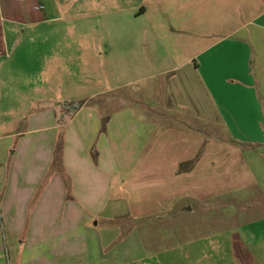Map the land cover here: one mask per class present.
I'll return each mask as SVG.
<instances>
[{
  "label": "crops",
  "instance_id": "1",
  "mask_svg": "<svg viewBox=\"0 0 264 264\" xmlns=\"http://www.w3.org/2000/svg\"><path fill=\"white\" fill-rule=\"evenodd\" d=\"M46 1L0 0V264H130L127 245L144 259L145 232L158 230H122L124 217L182 219L165 237L182 241L218 224L228 197L264 195V8L251 30L175 61L152 28L147 38L123 20L88 30L93 8L119 13L124 0ZM74 7L92 15L66 16ZM142 81L132 104L113 98ZM70 103L82 105L63 117ZM200 214L213 218L186 220ZM256 223L241 230L254 260L264 257Z\"/></svg>",
  "mask_w": 264,
  "mask_h": 264
},
{
  "label": "rangeland",
  "instance_id": "2",
  "mask_svg": "<svg viewBox=\"0 0 264 264\" xmlns=\"http://www.w3.org/2000/svg\"><path fill=\"white\" fill-rule=\"evenodd\" d=\"M47 1L49 4H51L55 1L61 3L64 0ZM65 1H67L70 5L82 0ZM105 1L110 4L116 2V0ZM124 1L128 7L120 6L116 8V11L119 10L120 15H118L119 13L113 14L110 12L98 14L97 9L93 8L95 19L93 26L88 30L91 31V33H95L97 31L103 33L105 22L107 25V21H110L112 23V28L114 29L117 27V22L123 20L122 23L123 28L125 29L124 32H132L134 28H136L137 31L143 33L144 38H147V35L152 31V28L160 35L168 37V41L170 44H172L173 50L176 53V56L174 57L175 61L185 59L188 56L192 57L202 48L209 46L212 42H215L216 39L231 31H234L236 28H245V31L249 29L251 30L252 23L249 22L264 8V0ZM124 1L122 2L124 3ZM141 2L147 3L149 8L147 9V12L143 14V16L140 14L138 18H136L133 16L131 10H133L135 6L139 7L140 4H142ZM220 3H222V5H220ZM217 6H219V9ZM72 10L74 14L70 13ZM75 11V7L73 9L68 8L65 10V15L69 17H79L80 19L85 18L86 16L90 17V15H92V13H83V7H78L77 14ZM231 19H233L232 23H230ZM22 30L23 29L20 30L19 27L18 31L21 32ZM80 31H83V29H80ZM242 33L243 32L240 34ZM87 42L90 44V47L93 46V40H89ZM96 46L97 45H94V48ZM98 48L99 50H104V48L100 47V45ZM148 49L151 50L154 48L149 46ZM157 49H159V53L161 54L164 50V46L159 44ZM179 51H181V54ZM145 87L146 83L143 81L139 83L131 82V85H129L127 89L123 90L120 94L114 95L113 98H115V96L122 95L123 99L125 100H122L121 102L132 104L135 101L137 92L140 93ZM104 97H107V95L97 97V99H101V104L103 101L102 98ZM204 130L208 133V138L212 139L214 135H212V137L210 135L211 128L205 127ZM221 138L222 140L227 139L224 133L221 134ZM249 190L250 191L247 190L248 192L243 191V193L240 194L236 200L228 197L227 200L223 201V207H217L218 209L221 208L220 210L223 211V216L218 218V224L210 225L209 227L207 226L208 232L197 231V233L194 231L191 233L190 238H184L182 241L179 240V237H175L176 240L170 241L165 238L168 232L167 229H169L173 224H175L174 226H177V224L180 222H184L182 219H173L163 216L149 221H142L140 223L133 221L129 216L124 217L121 219L122 230L123 228H128L129 230L130 227L132 228L133 226L137 225H142L144 230L152 227L158 230L151 233L144 231L146 234L145 237H148L144 242V259H138L140 257H138V249L135 247V244L127 245L128 253L125 255L126 258L130 260L135 259V261L133 260L134 262L130 264H264L263 256L258 258V260H254V258L250 256L249 253H253V248H251L250 245L253 244H248L246 242L244 232L241 231L244 229L242 226H245L246 223L260 222L253 225V229L255 230V235L257 234L261 237L264 236V222H261L264 220V208L261 207L264 195L257 192V190L254 188H250ZM123 202L124 207L122 208L124 211L128 212L127 201L124 200ZM233 202L234 205H232ZM235 203H238L236 205L237 207L235 206ZM251 203L254 207L248 211V205ZM210 213H213V209L210 211ZM190 218H196L197 221L204 220L208 224L210 223L211 218H213V215H191L186 220ZM237 225L239 227L236 229L235 227ZM256 229H258V232ZM210 230L215 232L212 233ZM154 236H157V238L160 239L155 240ZM149 237H151L153 240ZM120 239L121 237L116 239L115 242L113 241L114 243L112 242L113 244L110 245V250L108 251H111L112 259L118 258V256L115 255L116 251L114 253L113 251L118 243H121ZM258 252L259 250L255 249V253Z\"/></svg>",
  "mask_w": 264,
  "mask_h": 264
},
{
  "label": "trees",
  "instance_id": "3",
  "mask_svg": "<svg viewBox=\"0 0 264 264\" xmlns=\"http://www.w3.org/2000/svg\"><path fill=\"white\" fill-rule=\"evenodd\" d=\"M81 105H82V104H76V103H70L69 105H66V107H65L66 112H65V114H63V117L67 116L68 114H71L73 111H75L76 109H78ZM59 150H60V149H58V150L56 151V159H57V158H58V159L60 158ZM189 163H191V162H189ZM186 165H187V163L182 164V165L180 166V170H184Z\"/></svg>",
  "mask_w": 264,
  "mask_h": 264
},
{
  "label": "built area",
  "instance_id": "4",
  "mask_svg": "<svg viewBox=\"0 0 264 264\" xmlns=\"http://www.w3.org/2000/svg\"><path fill=\"white\" fill-rule=\"evenodd\" d=\"M1 48V47H0ZM0 53H2V51L0 50Z\"/></svg>",
  "mask_w": 264,
  "mask_h": 264
}]
</instances>
